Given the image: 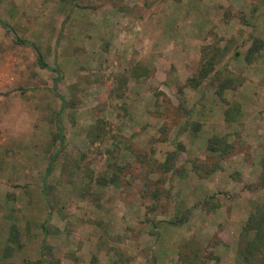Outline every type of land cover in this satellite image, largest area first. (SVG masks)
<instances>
[{
	"label": "rangeland",
	"instance_id": "1",
	"mask_svg": "<svg viewBox=\"0 0 264 264\" xmlns=\"http://www.w3.org/2000/svg\"><path fill=\"white\" fill-rule=\"evenodd\" d=\"M0 23V264L242 262L264 212V48L245 60L264 0H0ZM204 47L225 57L193 88Z\"/></svg>",
	"mask_w": 264,
	"mask_h": 264
},
{
	"label": "trees",
	"instance_id": "2",
	"mask_svg": "<svg viewBox=\"0 0 264 264\" xmlns=\"http://www.w3.org/2000/svg\"><path fill=\"white\" fill-rule=\"evenodd\" d=\"M2 27H7L5 26L4 23H0ZM15 42L17 44H22L28 47H31L37 56V62L38 65L41 68H46L50 69L53 73L56 74V77L54 78V87L56 84L59 82L61 79V74L57 68H51L48 67L44 62L42 57L39 55L37 48L25 40H19L15 39ZM264 48V41L261 39L253 38L252 43L245 55V60L249 63L253 61V56L257 53H259L260 50ZM208 49L207 47H204L203 49V55L201 58V65L197 71V74L194 77H191L188 82L191 85V87L195 88L199 85L201 80H204L208 78L211 73L214 71V68L216 64L221 61L225 57V48L222 51H219L218 49H215L216 52L214 53H208L205 52V50ZM135 71H133V74ZM145 74L143 71L139 73V76H142ZM147 71L146 74L147 75ZM231 86V80H225L221 83H219L216 88H215V95L222 101L223 99V93L226 89H228ZM62 106L59 110V112L56 114V132L54 134L53 139H57L60 145L62 146L64 142V134H63V129L60 125V113L61 111L65 108V101L61 99ZM236 110H238V106H234ZM235 109H226L224 116L225 120L227 122L233 121ZM192 131L197 132L200 129V125L198 123H195L191 126ZM207 151L211 154H216L219 155L220 157H225L226 155L230 154L232 151V146L226 141L225 137H219V136H213L208 139L207 142ZM58 151H56L54 154H51L49 157V163L46 169V175H48L52 169L53 161L56 155H58ZM176 153H170L168 155V158L166 160V163L169 161L173 160L175 158ZM263 170H264V161H263ZM215 169H213L214 171ZM114 178L107 180L105 178H100L97 183L99 185L105 186L108 183H113ZM189 212V211H188ZM179 223H182V221H179ZM174 222V224H179ZM43 230L46 231L45 227L42 226ZM19 230L15 224H11L9 227V236L8 240L11 243L18 244L19 242ZM194 242V241H193ZM193 242H184L182 244L181 250L188 247L192 246L194 244ZM44 247V244L42 245V248ZM8 250V249H7ZM199 248L194 250L193 254L187 255L185 253L180 252V257L181 260H190L193 259V262L198 258L197 256L199 255ZM238 254L242 262L237 263V264H260V261H264V212L263 213H253L250 214L246 223L242 226L241 233L239 236L238 240ZM211 259L215 260L216 263L219 264V260L216 257H211ZM182 260V261H183ZM184 262V261H183ZM191 262V263H193ZM52 264V263H49ZM186 264V263H185Z\"/></svg>",
	"mask_w": 264,
	"mask_h": 264
},
{
	"label": "crops",
	"instance_id": "3",
	"mask_svg": "<svg viewBox=\"0 0 264 264\" xmlns=\"http://www.w3.org/2000/svg\"><path fill=\"white\" fill-rule=\"evenodd\" d=\"M26 42H28L27 40H25ZM28 43H30V44H33L36 48H37V51H38V53H39V55L42 57V55H41V52L39 51V49H38V47H37V45L36 44H34L33 42H28ZM25 46V45H24ZM26 47V49H31L32 50V52H34V54H35V59L37 60V56H36V53H35V51L31 48V47H28V46H25ZM28 52H30V51H28ZM31 54V53H30ZM42 59H43V57H42ZM44 62V61H43ZM38 63V62H37ZM45 63V62H44ZM46 64V63H45ZM55 77H56V74H55ZM54 77V78H55ZM54 80V79H53ZM60 81V80H59ZM53 84H54V82H53ZM58 84V83H57ZM56 84V85H57Z\"/></svg>",
	"mask_w": 264,
	"mask_h": 264
}]
</instances>
